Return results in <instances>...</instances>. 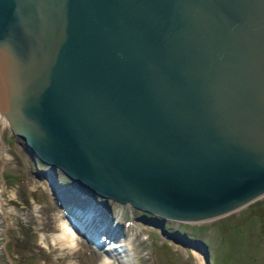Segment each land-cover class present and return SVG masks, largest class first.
Wrapping results in <instances>:
<instances>
[{
    "label": "water",
    "instance_id": "1",
    "mask_svg": "<svg viewBox=\"0 0 264 264\" xmlns=\"http://www.w3.org/2000/svg\"><path fill=\"white\" fill-rule=\"evenodd\" d=\"M0 113L97 246L101 200L230 213L264 195V0H0Z\"/></svg>",
    "mask_w": 264,
    "mask_h": 264
},
{
    "label": "rangeland",
    "instance_id": "2",
    "mask_svg": "<svg viewBox=\"0 0 264 264\" xmlns=\"http://www.w3.org/2000/svg\"><path fill=\"white\" fill-rule=\"evenodd\" d=\"M41 173L3 117L0 264H103L105 258L111 260L110 264H120L105 252L110 240L120 241L130 258L128 264H264V212L259 210L264 195L211 219H165L162 229L152 223L157 221L153 215L129 204L101 200L108 223L118 227L117 238H107L104 244L95 246L81 236L80 244L70 251L53 241L65 209ZM55 175L58 182L65 179L57 169ZM198 248L204 249L207 259Z\"/></svg>",
    "mask_w": 264,
    "mask_h": 264
},
{
    "label": "bare ground",
    "instance_id": "3",
    "mask_svg": "<svg viewBox=\"0 0 264 264\" xmlns=\"http://www.w3.org/2000/svg\"><path fill=\"white\" fill-rule=\"evenodd\" d=\"M3 117L4 116L0 113V120ZM60 206H62V205L60 204ZM65 216L66 215H64V217ZM114 233L117 234L118 231L115 230ZM80 238H81V235L76 233V231L70 226V224H69L68 220L66 219V217L59 219V221H58V223L56 225L54 236H53V241H54L55 244H57L60 247H66L70 251H72V250H74L76 248V246H78L80 244V242H81ZM83 238H85V237L83 236ZM107 238H109V236L105 232H100L99 233V238H98L97 241L102 245V244L105 243ZM87 242H91L92 243L91 240H87ZM107 243H106L107 244V248L106 249L104 248L105 252L107 254L109 253V255L112 258H115L118 262H120V264H122V263L123 264H128L129 263L130 258L128 256V253L125 251V248H123V245L120 243L119 240H117V241L116 240L115 241H111L110 240ZM110 261L111 260L109 258H105L104 261H103V264H110Z\"/></svg>",
    "mask_w": 264,
    "mask_h": 264
},
{
    "label": "trees",
    "instance_id": "4",
    "mask_svg": "<svg viewBox=\"0 0 264 264\" xmlns=\"http://www.w3.org/2000/svg\"><path fill=\"white\" fill-rule=\"evenodd\" d=\"M37 162H36V166L38 167V168H41V167H43L44 166V164L41 162V161H39V160H36ZM63 178V177H62ZM259 210L261 211V212H264V201H262V203H261V206L259 207ZM21 263V262H20Z\"/></svg>",
    "mask_w": 264,
    "mask_h": 264
}]
</instances>
